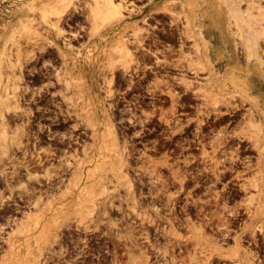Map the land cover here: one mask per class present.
I'll use <instances>...</instances> for the list:
<instances>
[{"label":"flooded vegetation","instance_id":"obj_1","mask_svg":"<svg viewBox=\"0 0 264 264\" xmlns=\"http://www.w3.org/2000/svg\"><path fill=\"white\" fill-rule=\"evenodd\" d=\"M153 5L0 0V260L58 217L52 264H264V99Z\"/></svg>","mask_w":264,"mask_h":264},{"label":"rangeland","instance_id":"obj_2","mask_svg":"<svg viewBox=\"0 0 264 264\" xmlns=\"http://www.w3.org/2000/svg\"><path fill=\"white\" fill-rule=\"evenodd\" d=\"M188 1L193 0H154L153 9L155 12H172V13H180L185 14L186 16H189L188 20L191 24H197L198 28L200 30L209 29L212 30L211 36L209 37L212 40L211 43H204L209 46L216 45L215 46V52L217 56L220 58L222 53H226L228 58V61L230 64H228L227 72L224 74V76H227L230 78V75L232 74L231 67L234 65V53H233V45H231L229 37L226 35L225 32H231V29L224 28L223 25L217 23L214 18H208L206 17L203 22L205 25L203 27H199L201 23V14L203 9L207 8L209 10V14L212 17H215V13L212 10L211 6V0H206L209 2L204 3L203 0H198V3L200 4V7L196 9V16L194 19H192V13L189 11L188 8ZM36 9L33 11H30V9L26 7L25 11V25L22 27L25 28L26 25H28V21H31L32 15H35V12L40 11L43 15L47 12V10L51 9V5L42 4V3H35ZM262 4L264 5V1H262ZM41 8V9H40ZM43 9V10H42ZM4 28L7 29H15L17 28L15 24H11V21H7L4 24ZM240 38V39H238ZM9 38H3V42L0 41V77L3 76L4 72H10V75H14V71H17L16 69H13L10 67V69H2L1 64L8 61L11 63V51L7 46ZM236 40H242L241 37H237ZM240 47V48H239ZM242 46L239 45L237 48V55L239 57L240 63L242 66H246L247 62L245 60L244 51H241ZM240 51H239V50ZM207 52V51H205ZM208 54V53H207ZM242 55V56H241ZM244 55V56H243ZM241 58V59H240ZM210 59V58H209ZM244 59V60H243ZM232 65V66H231ZM252 65V64H251ZM262 71L264 72V67L262 68ZM245 75L243 71L239 72L237 71L236 74ZM235 87L238 86V89L246 90V88L243 85V82L241 80H237L236 84H234ZM253 88H255L253 90ZM251 93H257V95H260L264 99V82L263 81H255L252 82L250 87L248 88ZM110 130H106L104 132L105 140H113V132ZM3 135V134H1ZM33 221L34 226H27L26 228L19 229V230H13L10 235V243H9V249L5 252L3 257L0 260V264H52L54 260H56L57 256L56 254L59 253L56 250L61 248V245L64 246L65 243V234L66 229L60 228L57 226L59 224L60 219L58 217H52V218H46L42 219L38 217H34L30 219ZM43 220L45 222H43ZM38 224H41L42 226H38ZM64 251V250H63ZM42 252V254H40ZM61 258V257H59Z\"/></svg>","mask_w":264,"mask_h":264},{"label":"bare ground","instance_id":"obj_3","mask_svg":"<svg viewBox=\"0 0 264 264\" xmlns=\"http://www.w3.org/2000/svg\"><path fill=\"white\" fill-rule=\"evenodd\" d=\"M203 1L204 3L209 2L206 0ZM262 1L264 0H211L212 10L216 16H210L207 8L203 9L200 16L202 20L199 24L200 28L205 25L203 20L206 17H210L214 18L217 23L223 25L224 28L231 29V32H225L229 37L231 45H233L234 53V65H231L232 74L230 75V79L234 84H236L237 80H241L246 89L250 87L252 82H264V72L262 71L264 67V5ZM188 3L189 11L192 13V19H194L197 14L196 9L200 7V4L198 0L188 1ZM27 8L30 11H34L36 9L35 2L28 3ZM237 37H241L242 40H236ZM239 45L242 46L241 51L245 52L244 58L247 62L246 66L241 65L237 55ZM205 57L210 62L207 52H205ZM237 71H243L245 75H241V73L236 74ZM113 131L115 130L113 129ZM112 134V137L116 138L115 133L113 132ZM4 137L2 136L3 139H5ZM234 253L236 255V252Z\"/></svg>","mask_w":264,"mask_h":264}]
</instances>
